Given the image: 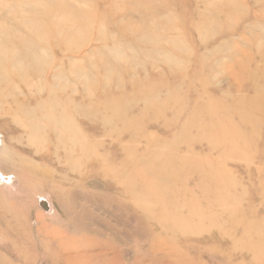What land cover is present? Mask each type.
Returning <instances> with one entry per match:
<instances>
[{
    "label": "rangeland",
    "instance_id": "1",
    "mask_svg": "<svg viewBox=\"0 0 264 264\" xmlns=\"http://www.w3.org/2000/svg\"><path fill=\"white\" fill-rule=\"evenodd\" d=\"M0 264H264V0H0Z\"/></svg>",
    "mask_w": 264,
    "mask_h": 264
},
{
    "label": "water",
    "instance_id": "2",
    "mask_svg": "<svg viewBox=\"0 0 264 264\" xmlns=\"http://www.w3.org/2000/svg\"><path fill=\"white\" fill-rule=\"evenodd\" d=\"M41 205L43 206V208L45 210H49L50 209V205H49V203L46 200L42 201Z\"/></svg>",
    "mask_w": 264,
    "mask_h": 264
}]
</instances>
